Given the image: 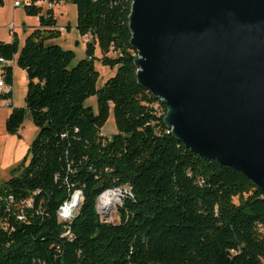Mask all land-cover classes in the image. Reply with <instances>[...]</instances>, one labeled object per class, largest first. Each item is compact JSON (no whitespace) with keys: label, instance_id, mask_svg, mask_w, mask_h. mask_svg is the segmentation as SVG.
I'll return each mask as SVG.
<instances>
[{"label":"trees","instance_id":"16d2710c","mask_svg":"<svg viewBox=\"0 0 264 264\" xmlns=\"http://www.w3.org/2000/svg\"><path fill=\"white\" fill-rule=\"evenodd\" d=\"M63 1L76 8L78 34L91 38L74 66V53L55 42L53 9L42 6ZM130 5L24 0L38 28L20 49L16 36L0 42V57L15 60L26 78L25 106L11 107L5 130L16 134L27 112L37 128L28 164L0 185V222L11 227L0 229V264H264V192L166 132L164 109L136 83ZM95 61L116 68L101 88ZM5 70L12 83V67ZM90 97L95 111L85 105ZM110 113L116 132L106 137L101 129ZM124 186L132 197L118 207L119 222L101 223L97 197ZM74 190L82 202L68 241L60 238L56 211ZM30 198L26 221H17L16 206Z\"/></svg>","mask_w":264,"mask_h":264},{"label":"water","instance_id":"95a60500","mask_svg":"<svg viewBox=\"0 0 264 264\" xmlns=\"http://www.w3.org/2000/svg\"><path fill=\"white\" fill-rule=\"evenodd\" d=\"M136 83L185 149L264 192V0H130Z\"/></svg>","mask_w":264,"mask_h":264},{"label":"rangeland","instance_id":"374dc122","mask_svg":"<svg viewBox=\"0 0 264 264\" xmlns=\"http://www.w3.org/2000/svg\"><path fill=\"white\" fill-rule=\"evenodd\" d=\"M21 3V6L16 8L15 11V20L14 24L17 28V36H18V47L19 49L22 47L25 36L23 34L21 19L20 16L23 14V6L22 3L24 0H17ZM12 3V2H11ZM7 9H9V0H7V4H5ZM43 8H48V3L44 2L42 4ZM55 16L57 18V24L60 28V33L63 34V38L56 43L63 49L67 51H72L75 55V59L72 61L71 66H74L78 61L85 57L86 43L91 40L90 36L81 37L76 30V8L73 4L67 1H63L59 3L55 9ZM11 13V11H9ZM33 17H29L32 19ZM18 26V27H17ZM69 27V33H66V27ZM32 31V29H29ZM2 31V30H0ZM8 36V31L5 34ZM95 56H99L98 49L95 50ZM14 66V91H13V101L12 106L16 108H23L25 106V93H26V80L24 74L21 73V69L17 67L16 64ZM95 70L99 73V79L97 81V88H101L107 79L112 77L116 68L111 69L107 66H102L99 62L95 61L94 63ZM86 106L92 107L93 110H96V99L95 97H90L87 99ZM11 110L7 108H0V185L6 182L12 174L15 173L22 164L27 165L29 160V147L32 140L35 138L37 134V128L34 126L30 114L27 112L23 121V124L19 128L16 134H8L5 130V120L7 114ZM115 124L113 121L112 113L101 129V134L106 137H110L115 134ZM102 210H104L103 205L101 206ZM115 207H117L116 201L113 202V205L110 209H106L108 211H112ZM112 223H117L118 216L113 215L110 220Z\"/></svg>","mask_w":264,"mask_h":264},{"label":"built area","instance_id":"2783aa9c","mask_svg":"<svg viewBox=\"0 0 264 264\" xmlns=\"http://www.w3.org/2000/svg\"><path fill=\"white\" fill-rule=\"evenodd\" d=\"M13 6L15 7L21 6V3L19 1H14ZM48 9H54V5L48 4ZM11 63L12 61H7L4 58L0 57V108L8 107L11 109L12 107L11 96L13 93V84L7 82L6 80L7 75H6V70H5L6 66L8 64L10 65ZM160 106L164 109V111H162L161 114L165 115L166 113L165 108L161 104ZM155 109H157V107H155ZM166 132L169 133V130H167ZM108 194H113V197L117 198V201H116L117 207H115L112 211H108V210L103 211L101 209L102 205L100 204V202L102 201L101 198L104 195H108ZM75 195L79 197L78 203H76L73 206L68 207V205H70L73 199V196ZM127 197H132L130 188L128 186L116 187V188L108 189L102 192L95 201V210H96V214L99 217L100 222L105 223V224L112 223L111 221H109L110 218L113 215L118 216V207L121 206L122 200ZM9 202L10 203L14 202L12 196L9 197ZM81 202H82L81 192L79 190H74L73 192L70 193L68 198L58 207L56 211V219H57V222L62 225L63 232L60 235L61 239H65L68 241L72 240V235L69 231V226L71 222L73 221V219L76 217ZM24 208L26 209L32 208L31 198L20 202L19 205L16 206L15 219L17 221H20V222L26 221L25 214H24ZM118 221H119V217H118ZM0 229L4 231H9V232L11 231V227L8 224L1 223V222H0Z\"/></svg>","mask_w":264,"mask_h":264},{"label":"crops","instance_id":"0c3cea01","mask_svg":"<svg viewBox=\"0 0 264 264\" xmlns=\"http://www.w3.org/2000/svg\"><path fill=\"white\" fill-rule=\"evenodd\" d=\"M14 1H17V0H9V4H10L9 9H7V7L5 5V4H7V0H4L3 6L0 7V30H2V31H0V42L10 43L13 40V36H16V38L18 40L17 28L15 27L14 20H15L16 8H18L20 6H18V7L13 6ZM55 7L56 6H54V9H55ZM54 9H53V11H54ZM9 11H11V13H9ZM23 14L24 15L20 16L21 26L23 27L22 28L23 34L28 35L32 32L29 29L33 30L35 28H38V26H39L38 25V19L37 18L29 19V17L25 15L24 11H23ZM54 16H55V12H54ZM55 19H56V24H57L56 16H55ZM57 26H58V24H57ZM58 28H60V27L58 26ZM7 31H8V36L5 35ZM66 33H69V29L66 31ZM62 38H63V34L60 33V36L55 40V42L61 40ZM13 64H15V60H13L12 63L10 64V66L12 67V84H13V91H14V80H13L14 66H13ZM21 73L24 74V72L22 70H21ZM24 76H25V74H24ZM24 81L26 83L25 79H24ZM11 98L13 101V93H12ZM8 114H7V116H8Z\"/></svg>","mask_w":264,"mask_h":264},{"label":"bare ground","instance_id":"6f19581e","mask_svg":"<svg viewBox=\"0 0 264 264\" xmlns=\"http://www.w3.org/2000/svg\"><path fill=\"white\" fill-rule=\"evenodd\" d=\"M101 200L102 201L100 202V204L103 205L104 210H106V209H110L112 207L113 202L117 201V198H114L113 194H108V195H104L101 198ZM78 201H79V197L76 195L73 196V199H72L70 205H68V207L75 205L76 203H78Z\"/></svg>","mask_w":264,"mask_h":264}]
</instances>
